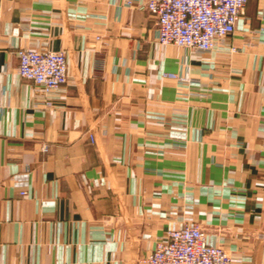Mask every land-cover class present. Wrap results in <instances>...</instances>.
<instances>
[{"label": "crops", "instance_id": "0c3cea01", "mask_svg": "<svg viewBox=\"0 0 264 264\" xmlns=\"http://www.w3.org/2000/svg\"><path fill=\"white\" fill-rule=\"evenodd\" d=\"M145 1L0 0V264H144L187 224L264 264V0L208 53ZM22 48L67 52L51 108Z\"/></svg>", "mask_w": 264, "mask_h": 264}, {"label": "built area", "instance_id": "2783aa9c", "mask_svg": "<svg viewBox=\"0 0 264 264\" xmlns=\"http://www.w3.org/2000/svg\"><path fill=\"white\" fill-rule=\"evenodd\" d=\"M248 0H146L141 9L157 20L158 42L197 53L214 50L236 31ZM240 51L232 48V52ZM18 74L45 97L51 108L50 95L68 82L66 51L18 50ZM166 77L180 84L189 83L184 75L168 73ZM44 145L43 151L48 152ZM25 195V193H21ZM144 264H234L232 255L222 246L211 245L207 233L198 224H187L168 233L167 240L156 243Z\"/></svg>", "mask_w": 264, "mask_h": 264}]
</instances>
